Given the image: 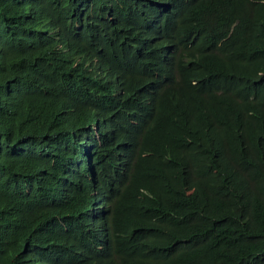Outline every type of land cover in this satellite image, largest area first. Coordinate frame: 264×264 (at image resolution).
Listing matches in <instances>:
<instances>
[{"label": "trees", "instance_id": "trees-1", "mask_svg": "<svg viewBox=\"0 0 264 264\" xmlns=\"http://www.w3.org/2000/svg\"><path fill=\"white\" fill-rule=\"evenodd\" d=\"M102 209L115 219L95 250ZM10 231L41 264H264V0H0V236ZM66 241L82 253L70 258Z\"/></svg>", "mask_w": 264, "mask_h": 264}, {"label": "clouds", "instance_id": "clouds-1", "mask_svg": "<svg viewBox=\"0 0 264 264\" xmlns=\"http://www.w3.org/2000/svg\"><path fill=\"white\" fill-rule=\"evenodd\" d=\"M72 14H74V12H72ZM149 23H150V26H149L148 32L153 31V27L155 25L157 27H160L161 25H163L165 23V20L158 13L157 15L149 16ZM73 29H74V27H71V30H73ZM80 31H81V26L76 27L74 33H78ZM146 32H147V30H146ZM49 35H52L54 38H59V39L64 36L58 28L53 29ZM99 40H100V38L97 35H92L89 39H86V40L79 42L78 48L85 52L88 50V47H90L92 45L98 46ZM59 49H62V45L59 46ZM62 51L70 52V49L65 48ZM73 59H74V65L77 63H82V68L84 70H86V74L88 76H90L92 79H94V81H98L101 84L108 83V85H110V86L115 85L117 90L113 89V91L111 92V95H116V94L122 95L124 93L123 89L120 87L118 77L115 75L113 77H110L108 71L103 70L99 65L97 66V58H94L93 62L91 64H87L86 61L84 62V56L77 53L74 55ZM176 59L177 58H174L173 61L176 62ZM170 71H173V72H169L173 75H175L174 72H177V71H174L173 69H170ZM180 73L182 75L183 80L188 85L191 84V85H193L194 89L197 88L195 86H197L196 84L199 82L198 79H196L194 76H192L189 73H186V72H180ZM175 80H176V75H175ZM169 87H170V85L164 77L162 79L159 78L158 83H157V89L159 91V94L161 95V105L162 106L164 103H165V105L167 103V99L169 96ZM174 87L179 94L189 93V92H186L187 88L183 87L182 85H181V88H179L178 85L176 84V81H175ZM199 93H201V92H192L191 95L195 94L198 96V99L201 100L200 97H202V95L199 96ZM202 94H204V92ZM101 120H102V118L100 116H98L95 111H93L91 113V122L86 126L87 132H89L90 134H92L96 137H99L100 132H98V131H99V124L101 123ZM108 130H106V131H108ZM103 133H105V131ZM12 145H10V147L12 149H14V147L16 145L15 144H12ZM6 152H8V151H6ZM92 193H94V192H92ZM98 217L100 219V221L98 222V226H99L98 230H101V236L97 237L95 240H92L90 243L92 244L93 249L102 250V247L104 249H107L109 244H108L107 240H105V239L101 240V238L112 235L111 231H110V226H112V225H109V224L112 220L115 219V215L106 213V211L104 209H102L100 212H98ZM89 227H91V225ZM23 233H25V232L24 231L23 232H21V231H10V232L1 234V236H0L1 237V247L3 249V251L0 254L1 258L8 261V262H11L12 264H18L20 262L17 261V257L21 256V257H23L22 264H41L40 263V255L38 253H41L43 250L36 251L33 254V250L36 247H32L30 244V241L24 240ZM63 243L64 244H62L61 247L69 252L70 258H73L74 256L78 257L76 252L70 246L76 248L77 251L82 253L81 249H79L77 246H74L70 242L66 241Z\"/></svg>", "mask_w": 264, "mask_h": 264}, {"label": "bare ground", "instance_id": "bare-ground-1", "mask_svg": "<svg viewBox=\"0 0 264 264\" xmlns=\"http://www.w3.org/2000/svg\"><path fill=\"white\" fill-rule=\"evenodd\" d=\"M59 112V111H58Z\"/></svg>", "mask_w": 264, "mask_h": 264}]
</instances>
